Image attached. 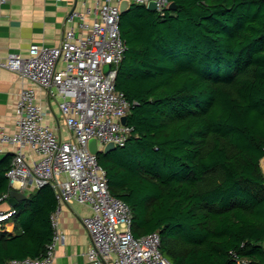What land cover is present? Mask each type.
<instances>
[{
	"label": "trees",
	"instance_id": "1",
	"mask_svg": "<svg viewBox=\"0 0 264 264\" xmlns=\"http://www.w3.org/2000/svg\"><path fill=\"white\" fill-rule=\"evenodd\" d=\"M171 1L164 15L120 13L115 85L134 131L97 161L134 235L158 231L172 264H264V0ZM24 193L0 231L1 264L42 256L52 238L53 188Z\"/></svg>",
	"mask_w": 264,
	"mask_h": 264
},
{
	"label": "built area",
	"instance_id": "2",
	"mask_svg": "<svg viewBox=\"0 0 264 264\" xmlns=\"http://www.w3.org/2000/svg\"><path fill=\"white\" fill-rule=\"evenodd\" d=\"M7 1L0 0V18ZM121 1L96 0L93 9H73L66 21L78 18V29H66L58 44L32 43L27 55L10 52L0 60L1 67L27 83L22 84L15 107L16 129L12 133L0 129V143L16 147L5 173L9 184L22 192L50 185L57 199L50 215L53 234L45 253L3 264H52L56 243L63 238L60 205L74 201L92 209L81 219L91 239L85 254L92 264H172L160 250L158 231L134 235L130 205L110 192L106 171L88 146L91 138L100 149L108 142L123 146L134 131L133 125L121 120L132 103L115 85L117 67L127 49L119 29ZM129 1L145 6L154 1L160 15L170 4V0ZM91 13L95 18L89 23L85 19ZM107 64L110 68L105 72ZM35 86L56 100L70 138H60L44 123L45 111L36 101ZM14 213L13 207L0 209V229Z\"/></svg>",
	"mask_w": 264,
	"mask_h": 264
},
{
	"label": "crops",
	"instance_id": "3",
	"mask_svg": "<svg viewBox=\"0 0 264 264\" xmlns=\"http://www.w3.org/2000/svg\"><path fill=\"white\" fill-rule=\"evenodd\" d=\"M95 3L96 0H8L1 9L0 60L10 52L27 55L32 43L58 44L66 29H78V18L72 23L66 21L69 12L73 9L84 12L88 7L93 9ZM94 18L91 13L85 20L91 23ZM22 84L27 83H23L16 72L0 66V129L8 133L16 129L15 107ZM35 91L36 101L45 111L44 123L60 138H70L56 100L49 99L44 89L35 86ZM15 150L12 144L0 143V160L11 156ZM30 156L36 158L32 153ZM11 206L6 200L0 204V209ZM91 213L92 209L87 204L75 201L61 203L58 217L63 238L56 243L52 264H92L85 254L91 243L90 235L81 221ZM13 227L14 222L9 219L0 231L10 232Z\"/></svg>",
	"mask_w": 264,
	"mask_h": 264
},
{
	"label": "water",
	"instance_id": "4",
	"mask_svg": "<svg viewBox=\"0 0 264 264\" xmlns=\"http://www.w3.org/2000/svg\"><path fill=\"white\" fill-rule=\"evenodd\" d=\"M131 3L129 0H122L120 2V5H119V9H120V12L123 13L125 11L128 10V8L130 7ZM155 2L154 1H150L148 3V5L146 6V8L148 10H155ZM176 8V4L171 1L170 4H169V9L171 10H174ZM110 68V65L107 64L105 65V72H107ZM122 122H126L127 121V116H123L121 118ZM89 150L92 152V153H95V154H98L99 152H108V151H111L112 149L116 148V145L115 143L113 142H108L104 145V147L102 149L98 148V144H97V140L95 138H91L89 140ZM26 197L25 193L20 191V190H16V189H11L10 193H9V198H8V201L11 205H13L15 202H17L18 200L22 199Z\"/></svg>",
	"mask_w": 264,
	"mask_h": 264
},
{
	"label": "rangeland",
	"instance_id": "5",
	"mask_svg": "<svg viewBox=\"0 0 264 264\" xmlns=\"http://www.w3.org/2000/svg\"><path fill=\"white\" fill-rule=\"evenodd\" d=\"M139 5H143V4H139ZM145 6V5H144ZM146 7V6H145ZM100 153V152H99Z\"/></svg>",
	"mask_w": 264,
	"mask_h": 264
}]
</instances>
